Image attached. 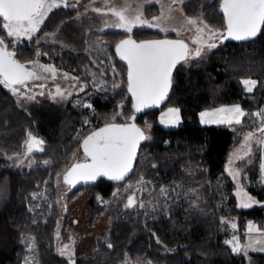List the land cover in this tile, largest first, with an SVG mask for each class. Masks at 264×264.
Returning a JSON list of instances; mask_svg holds the SVG:
<instances>
[{"label":"trees","instance_id":"trees-1","mask_svg":"<svg viewBox=\"0 0 264 264\" xmlns=\"http://www.w3.org/2000/svg\"><path fill=\"white\" fill-rule=\"evenodd\" d=\"M220 3L221 0H191L186 5L189 13L204 14L209 25L223 31ZM73 14V10L61 5L39 29H56ZM5 34L0 28V37ZM135 34L155 35L151 39L159 36L150 30H138L131 37ZM113 47L122 68L124 89L106 102L97 98L94 105L99 112H109L117 107L119 93L127 94L131 119L135 109L127 90L128 68L116 53V45ZM62 55L68 67L83 73L91 62L85 54ZM245 79L257 81L253 92L246 91L241 83ZM231 104H239L246 111L240 124H201L202 111ZM169 106L181 112L183 123L176 129L160 124L159 113ZM261 111L264 31L245 42L220 39L207 58L190 65L182 62L177 67L163 106L137 117L139 124L144 118L152 123V139L142 144L132 175L123 181L103 178L75 187L66 183L70 188L61 232L56 230L60 211L53 201L55 166L61 167L75 147L80 145L82 149L83 140L103 125L85 128L87 132L82 134V119L87 114L72 106L63 113L42 114L39 127L48 137L47 156L50 154L60 163L39 165L31 171L0 168V183L5 184L0 200V264H71L55 251L58 239L71 236L76 239V257L72 259L75 264H264V254L234 252L225 243L239 235L244 244L248 223L264 220L262 151L257 147L256 152L236 162L237 151L246 149L242 148L245 136L254 133L248 147L261 135L256 133L261 117L255 115ZM32 127L35 118L22 110L0 84V155L19 151L27 128ZM35 153L46 156L45 149ZM233 159L242 168L247 191L261 205L239 207L237 184L227 171L230 162L235 164ZM131 193H136L140 202L134 210L123 205Z\"/></svg>","mask_w":264,"mask_h":264},{"label":"rangeland","instance_id":"rangeland-1","mask_svg":"<svg viewBox=\"0 0 264 264\" xmlns=\"http://www.w3.org/2000/svg\"><path fill=\"white\" fill-rule=\"evenodd\" d=\"M190 1L191 0H176V2L173 3V0H107L106 7V0H58L60 6H65L66 10L71 9L74 13L70 18L60 24L58 28L42 30L38 34L37 31L32 35L31 39L26 37L12 38L7 37L5 34L3 38L8 49L19 51L20 54L17 55V58L21 62L25 63L30 68H33L34 64L29 62H35L43 66H51L55 69V76L53 77V74L49 72H41L37 68L36 71L41 76V79L28 81L27 87L21 88V93H23V95L13 94L9 88L1 84L7 93L15 99L16 104L35 118V127L27 128L26 136L22 141L24 145L19 147V151L10 155L5 153L0 155V157L4 159V161L0 159V168L8 166L18 170L25 169L31 171L39 165L60 163L57 159L52 160L50 154L47 156L49 152L46 144L48 137L44 132L42 133L39 127V122L42 119L41 115L44 113H63L69 106L84 110L87 116L85 115L82 119L84 122L81 129L82 134L87 132L85 128L92 129L99 124L129 122V99L127 94L123 95V93H119L120 96L118 97L117 107L109 112L108 109L104 112L97 111L95 109L94 100L101 98L103 102H106L108 98L114 97L117 92L124 89L122 68L117 63L115 52L112 50V47L119 44L123 39L131 37L134 32L138 30H150L159 35L156 36V38L183 40L188 45L190 51L194 53L192 58L185 59L183 62L185 65H190L194 61L207 58L214 48L209 49L207 47H202L200 55H195V50L201 47V45L193 43V38L197 35L196 28L203 27V24H206L211 29L217 28L212 27L206 22L204 14L192 15L189 13L186 4ZM110 7H115L117 9L127 8L126 15L128 17L132 18L139 14L141 20L147 21L148 23L135 24L132 27V31L127 32L123 28L116 27L117 18L108 11ZM95 8H100L103 11L98 13L93 11ZM161 16H163V18L160 20L154 19ZM187 19L197 20V25L187 24ZM200 21H203V24H200ZM149 24L152 26H149ZM114 33L117 35H114ZM133 37L137 41L142 42L145 39L155 38V35L135 34ZM210 42L218 46L220 44V38ZM61 52H71L89 56L91 62L88 64L86 63V72L83 73L80 69L73 70L71 66L68 67L66 62L62 60L64 55H62ZM57 88L60 89L62 95L57 93ZM29 96L33 98L28 99L27 97ZM86 105H91V107H87ZM173 108L179 109L169 106L162 109L159 113L160 124L168 129H176L183 123L180 109L178 123L161 122L163 114ZM216 109L204 110L202 112H211ZM200 114L199 120L201 122ZM201 124L204 126H230L236 123L201 122ZM140 126L146 132L145 141L151 140L152 123L149 122L147 118H144ZM257 132L259 133V129L256 133ZM31 135L41 137L45 140L42 149H45L47 157H38L34 150L31 153L27 152V142ZM253 145L256 148L259 147L257 140H255V143L251 142V152L255 150L251 147ZM247 148L245 151H247ZM239 151L240 149L237 153H240ZM245 153L243 155H245ZM247 153L249 152L247 151ZM240 155H242V153ZM235 156L233 157L235 158ZM84 160V153L79 145L75 147L74 151L70 154L69 158L63 162L64 164H62L61 167L60 165L55 166L56 170L54 172L56 173L53 179V191L56 197L53 201L55 202L56 208H59L60 211V218L57 223L58 228L56 229L58 232L62 231L60 228L63 226L62 216H64L66 212L65 206L68 204L66 200L68 199V189L70 188V186L64 182L63 176L70 169V166L75 163L83 162ZM232 161L235 163V159ZM227 171L237 184L236 194L239 207L245 202L249 203L250 206L241 208H251L256 205H261L255 197L250 195L244 186L242 182V171L238 168L237 164L232 165L230 162ZM51 175L52 174H50V176ZM4 185L5 184L0 183V200ZM129 196H133L135 199L131 207L127 206ZM126 197V201L123 203L125 209L134 210L140 204L136 193L126 195ZM249 197L251 200L248 199ZM249 225L258 227V223L255 221H250L248 226ZM234 237L239 240L240 246L243 247L240 236L235 235ZM232 239L233 237L230 240ZM0 240H3L1 234ZM75 240L74 236H71L67 240H65L64 237L58 239L55 245L56 253L62 258L72 260L76 257ZM65 245H68L69 248L65 251L64 255H61V250L64 249ZM230 245L233 247L232 244Z\"/></svg>","mask_w":264,"mask_h":264},{"label":"snow or ice","instance_id":"snow-or-ice-1","mask_svg":"<svg viewBox=\"0 0 264 264\" xmlns=\"http://www.w3.org/2000/svg\"><path fill=\"white\" fill-rule=\"evenodd\" d=\"M175 2L176 0H173V3ZM57 7H60L58 0H0V28L4 30L7 37L31 39L52 9ZM220 10L224 18L223 31L211 29L203 24V21H200L203 27L196 28L197 35L193 38V43L201 45L195 50L196 56L200 55L202 47L215 48L217 45L210 41L217 38L248 40L256 37L264 28V0H221ZM93 11L99 13L103 10L95 8ZM108 11L117 18L116 27L123 28L127 32H131L135 24L148 23L142 21L139 14L132 18L128 17L127 8L110 7ZM162 18L163 16L154 19ZM186 23L197 25V20L187 19ZM149 26L152 25L149 24ZM116 53L121 60L127 62V90L133 98V107L136 112H140L143 108L156 106L166 98L173 68L181 60L187 59L190 54L188 45L183 40L165 39L137 43L131 37L116 45ZM14 56V52L7 50L4 38L0 37V84L9 88L13 94L23 95L21 88L27 87L28 81L41 79L36 71L37 68L41 72H49L53 74V77L55 76V69L51 66L29 62L34 64V67L30 69L17 61ZM241 83L246 91L252 92L257 81L245 79ZM57 93L62 95L59 88H57ZM27 98L32 99L33 97ZM86 106L91 107V105ZM245 115L246 113L239 106H233L202 112L200 118L202 123L232 124L234 122L240 124L241 117ZM255 115L264 117V111ZM131 119L134 120L135 117ZM166 121L178 123L179 109H169L164 113L161 122ZM261 125L259 128L261 136L257 138V143H264V119L261 120ZM253 137L254 133L249 132L245 136V145H242V148H247V142ZM144 138V133L135 123H109L93 131L82 142L84 162L74 164L65 174L64 182L72 183L74 179L93 181L101 176L112 181L124 180L132 171L137 147ZM41 143L42 141L30 136L27 142L28 152L33 151V145L39 146ZM247 151H250V148H247ZM237 158L243 159L239 156ZM261 167L264 169V165ZM248 199L251 200L250 197ZM134 202V197L129 196L127 206L131 207ZM240 206L249 207L250 204L245 202ZM232 227L235 228L236 225L233 224ZM248 231L251 233L260 230L254 225H249ZM225 243L232 244L234 252L245 254L248 249H255L257 245L260 246L258 250H264V233L258 238L250 239L249 243L243 247L240 246L236 237ZM108 247L111 248L112 245L109 244ZM68 248L69 246L65 245L61 250V255H64ZM71 264H75V261H71Z\"/></svg>","mask_w":264,"mask_h":264},{"label":"water","instance_id":"water-1","mask_svg":"<svg viewBox=\"0 0 264 264\" xmlns=\"http://www.w3.org/2000/svg\"><path fill=\"white\" fill-rule=\"evenodd\" d=\"M263 31H264V28H262V30H261V32L260 33H258L257 34V36L256 37H254V38H251V39H248V40H235V39H232V38H228V39H223V40H221V41H223V42H225V41H235V42H245V41H250V40H254L255 38H257V37H259L262 33H263ZM126 39H128V38H126ZM131 39H133V40H135L134 38H132L131 37ZM165 39H167V40H176V39H171V38H157V39H151V40H145V41H154V40H165ZM125 40V39H124ZM178 40V39H177ZM136 41V40H135ZM137 43H140V42H138V41H136ZM7 50L8 51H10V52H14L15 53V56H14V58L17 60V61H19L20 63H23V62H21L18 58H17V55H16V50H10V49H8V47H7ZM189 56L187 57V59H189V58H192L193 56H194V53H192L191 51H190V49H189ZM119 56V55H118ZM125 64H126V66H127V62L126 61H124V60H122ZM185 61V59L184 60H181L179 63H177L176 64V66L173 68V70H172V73H171V80H170V88L168 89V93H167V96H166V98L164 99V100H162L158 105H156V106H152V107H147V108H143L140 112H136L135 111V114L132 116V117H135V119L133 120V119H130L129 120V122H127V123H117V122H112V123H117V124H131V123H135V125L138 127V128H140L141 130H142V132L144 133V139H142L140 142H139V145H138V147H137V150H136V158H135V160L133 161V165H132V171L125 177V179H127L130 175H132L133 174V172H134V170H135V167H136V163H137V160H138V157H139V153H140V148H141V146H142V144L144 143V141H145V139H146V132H145V130L139 125V123L136 121V119H137V117L141 114V113H144V112H147V111H150V110H155V109H158V108H160L161 106H163L164 105V103L168 100V97H169V95H170V92H171V89H172V85H173V76H174V73H175V71H176V69H177V67L182 63V62H184ZM24 64V63H23ZM131 117V118H132ZM109 124V123H108ZM105 125H103V126H101V127H99V128H102V127H104ZM99 128H97L96 130H98ZM96 130H94V131H96ZM92 133V132H91ZM90 133V134H91ZM89 134V135H90ZM32 137H35V136H32ZM37 140H40V141H42V143L44 142V140L42 139V138H38V137H35ZM82 151H83V148H82ZM84 153V152H83ZM84 162V161H83ZM79 163H82V162H79ZM76 164V163H75ZM74 165V164H73ZM72 165V166H73ZM72 166L70 167V169L72 168ZM69 169V170H70ZM68 170V171H69ZM67 171V172H68ZM66 172V173H67ZM65 173V174H66ZM65 174H64V176H65ZM64 176H63V178H64ZM103 178H107V177H97L95 180H93V181H84V180H79V179H74L73 180V182L72 183H67V184H69L71 187H75V186H77V185H81V184H85V183H89V182H95V181H97V180H99V179H103ZM124 179V180H125ZM123 181V180H122ZM71 261H75V260H70V262Z\"/></svg>","mask_w":264,"mask_h":264},{"label":"crops","instance_id":"crops-1","mask_svg":"<svg viewBox=\"0 0 264 264\" xmlns=\"http://www.w3.org/2000/svg\"><path fill=\"white\" fill-rule=\"evenodd\" d=\"M255 88V87H254ZM253 91H254V89H253ZM252 91V92H253ZM233 106H239L240 108H241V110L244 112V113H246V111L239 105V104H231V105H224V106H221V107H218V108H230V107H233ZM216 109V108H215ZM210 110H212V109H210ZM244 117H241V120L243 119ZM262 119H264V117H261V120ZM262 126V125H261ZM260 126V127H261ZM256 140H257V138H256ZM259 148H260V151H262V162H261V166L262 165H264V143H259ZM252 148H253V150L254 149H256V147L255 146H251ZM248 148H250V145L248 146ZM257 151H259V150H257ZM245 152H247V151H244V153ZM249 153L251 152V151H248ZM254 152H256V150L254 151ZM242 153V155H240ZM243 153V149H241L240 150V153H238L237 154V156H236V162L237 161H239L240 159H238L237 157L239 156V157H244L245 155H243L244 154ZM248 154V153H247ZM235 162V165L237 164ZM238 166V168H240V170L242 171V168L241 167H239V165H237ZM260 183L262 184V185H264V169H262V167H261V176H260ZM255 222H257V221H255ZM258 223V227L256 226V228L257 229H259L260 231L259 232H249L248 231V225H247V228H246V232H245V242H244V244H243V246L244 245H247L248 243H249V240L250 239H255V238H258L262 233H264V220H262V221H259V222H257ZM249 224V223H248ZM260 248V246L259 245H257L256 246V248L255 249H248L247 250V253H257V254H264V250H258Z\"/></svg>","mask_w":264,"mask_h":264},{"label":"flooded vegetation","instance_id":"flooded-vegetation-1","mask_svg":"<svg viewBox=\"0 0 264 264\" xmlns=\"http://www.w3.org/2000/svg\"><path fill=\"white\" fill-rule=\"evenodd\" d=\"M57 8H58V7H57ZM54 9H56V8H54ZM54 9H53V10H54ZM53 10H52V11H53ZM52 11H51V12H52ZM51 12H50V13H51ZM50 13H49V14H50ZM49 14H48V15H49ZM47 17H48V16H47ZM47 17H46V18H47ZM44 21H45V20H44ZM39 31H40V29L38 30L37 34L39 33ZM37 34H36V35H37ZM125 39H126V38H125ZM136 41H137V40H136ZM138 42H141V41H138ZM5 44H6V42H5ZM10 50H11V49H10ZM47 56H48V55H47ZM25 65H26V64H25ZM26 66H27V65H26ZM27 67H29V66H27ZM29 68H30V67H29ZM30 69H32V68H30ZM117 123H126V122H117ZM106 124H108V123H106ZM106 124H104V125H106ZM139 125H140V124H139ZM38 138H41V137H38ZM42 139H43V138H42ZM43 140H44V139H43ZM44 144H45V140H44V142L41 143L39 146H37V145H33V150L36 151V152H37V151H40V150H38V149H42L43 146H44ZM27 152H28V148H27ZM28 153H29V152H28Z\"/></svg>","mask_w":264,"mask_h":264}]
</instances>
